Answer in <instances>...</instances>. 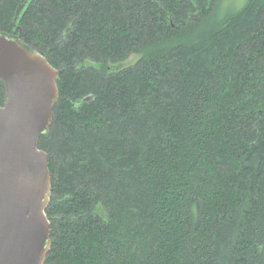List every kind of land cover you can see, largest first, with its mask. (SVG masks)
Returning a JSON list of instances; mask_svg holds the SVG:
<instances>
[{"label": "trees", "instance_id": "16d2710c", "mask_svg": "<svg viewBox=\"0 0 264 264\" xmlns=\"http://www.w3.org/2000/svg\"><path fill=\"white\" fill-rule=\"evenodd\" d=\"M220 2L0 0L60 71L45 264H264V0Z\"/></svg>", "mask_w": 264, "mask_h": 264}, {"label": "water", "instance_id": "95a60500", "mask_svg": "<svg viewBox=\"0 0 264 264\" xmlns=\"http://www.w3.org/2000/svg\"><path fill=\"white\" fill-rule=\"evenodd\" d=\"M60 71L19 35L0 30V264H45L52 248L49 133Z\"/></svg>", "mask_w": 264, "mask_h": 264}, {"label": "rangeland", "instance_id": "374dc122", "mask_svg": "<svg viewBox=\"0 0 264 264\" xmlns=\"http://www.w3.org/2000/svg\"><path fill=\"white\" fill-rule=\"evenodd\" d=\"M246 0H221L219 3V14H225V13H233L240 9L244 4ZM140 55L133 54L126 60L122 62L124 66H128L130 64H134L136 61H138Z\"/></svg>", "mask_w": 264, "mask_h": 264}]
</instances>
